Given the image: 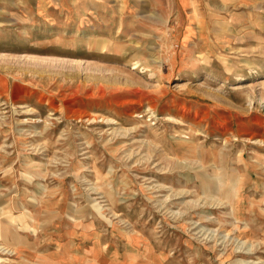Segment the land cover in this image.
<instances>
[{
  "label": "rangeland",
  "instance_id": "rangeland-1",
  "mask_svg": "<svg viewBox=\"0 0 264 264\" xmlns=\"http://www.w3.org/2000/svg\"><path fill=\"white\" fill-rule=\"evenodd\" d=\"M244 263L264 0H0V264Z\"/></svg>",
  "mask_w": 264,
  "mask_h": 264
},
{
  "label": "bare ground",
  "instance_id": "bare-ground-1",
  "mask_svg": "<svg viewBox=\"0 0 264 264\" xmlns=\"http://www.w3.org/2000/svg\"><path fill=\"white\" fill-rule=\"evenodd\" d=\"M192 5V4H191ZM73 64V63H72ZM110 122V121H109ZM111 123V122H110ZM26 162V161H25ZM100 190V189H99ZM84 220V219H83ZM75 221V220H74ZM86 221V220H85ZM88 221V220H87ZM11 246V245H9ZM250 249V248H249ZM250 251V250H249ZM20 252V251H19ZM59 261V260H58ZM244 264H248V263H244Z\"/></svg>",
  "mask_w": 264,
  "mask_h": 264
}]
</instances>
